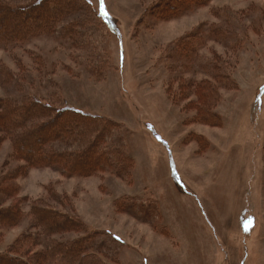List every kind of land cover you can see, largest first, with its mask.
Listing matches in <instances>:
<instances>
[{"label": "rangeland", "instance_id": "374dc122", "mask_svg": "<svg viewBox=\"0 0 264 264\" xmlns=\"http://www.w3.org/2000/svg\"><path fill=\"white\" fill-rule=\"evenodd\" d=\"M90 1L104 4L118 26L116 35L104 38L111 58L103 78L95 79L85 68L83 49L54 35L0 46V65L18 77L23 93L45 98L55 91L70 107L119 122L135 164L125 178L103 171L67 177L53 167L29 168L18 178L20 195L29 199L23 210L31 199L47 198L48 191L59 195L65 199L62 211L108 243V264H264V0H209L167 21L139 20L154 0ZM224 22L245 30L240 49L232 50L230 39L206 37L209 28ZM195 28L205 36L200 54L218 55L237 86L219 90L213 111L221 117L220 126L191 120L196 109L188 104L195 95L181 85L195 84L207 77L205 72L195 67L169 73L160 59L170 41ZM182 86L186 94L180 95ZM10 91L0 79V97ZM196 135L206 138L205 147L189 139ZM11 153L4 140L0 175L24 164ZM165 194L172 204L163 200ZM121 196L152 198L161 218L119 211L114 200ZM26 225L25 220L0 228V251ZM180 227L185 239L174 234ZM104 231L119 242L108 233L101 236Z\"/></svg>", "mask_w": 264, "mask_h": 264}, {"label": "trees", "instance_id": "16d2710c", "mask_svg": "<svg viewBox=\"0 0 264 264\" xmlns=\"http://www.w3.org/2000/svg\"><path fill=\"white\" fill-rule=\"evenodd\" d=\"M208 2L154 0L145 7L139 20H172ZM117 32L116 20L106 12L105 5H94L90 0H0V46H21L42 35L58 36L86 52L85 68L95 79L103 78V71L110 64L105 35ZM205 35L214 40L230 39L232 50L240 49L246 37L245 30L235 29L227 22L214 25ZM204 39L200 28L192 29L170 41L160 59L169 73L190 71L195 67L205 72L207 77L195 84L186 81L181 85L195 95L194 103L188 104L196 109L191 120L220 126L221 117L213 111L221 97L219 90L237 86L218 55L200 54ZM20 68L25 70L22 65ZM0 79L11 89L8 95L0 97V147L8 140L12 148L10 158L24 162L0 175V228L27 222L20 235L0 251V264H108V243L76 216L62 211L60 207H64L65 199L59 195L48 191L47 198L31 199L28 210L24 211V202L29 199L20 195L18 178L32 167H53L67 177L98 171L128 177L135 163L124 146L121 124L70 107L55 91L48 92L45 98L23 93L18 77L3 64ZM183 94L186 90L182 86L180 95ZM189 139L198 141L202 147L207 145L203 136ZM51 199L57 204L50 203ZM114 204L124 213L161 218L152 198L145 201L121 196ZM64 233L77 236L69 240L54 237ZM107 233L104 231L101 236ZM108 234L119 242L117 236Z\"/></svg>", "mask_w": 264, "mask_h": 264}, {"label": "crops", "instance_id": "0c3cea01", "mask_svg": "<svg viewBox=\"0 0 264 264\" xmlns=\"http://www.w3.org/2000/svg\"><path fill=\"white\" fill-rule=\"evenodd\" d=\"M137 167V166H136ZM168 174H169V177H170V172L168 171ZM163 175V174H162ZM147 184V183H146ZM178 194H180V193H178ZM163 200H165L166 201V203H170V204H172V201L171 200H169V201H167V195L165 194L164 195V197H163ZM165 215L167 216L168 214L166 213V211H165ZM163 216V215H162ZM166 222H167V219H166ZM176 229H178V231H180V232H175V231H173V232H175L174 234H179V237L178 238H180V239H185V235H186V232H184V233H182V230L184 231V229H185V227H184V229H182V227H180V228H176ZM180 229V230H179ZM190 235H191V237L190 238H192L193 237V234H192V232H190ZM175 237V236H174ZM177 238V237H176ZM177 238V239H178Z\"/></svg>", "mask_w": 264, "mask_h": 264}]
</instances>
